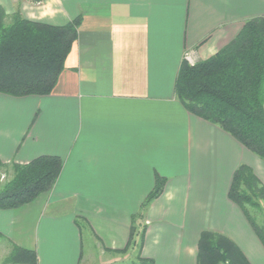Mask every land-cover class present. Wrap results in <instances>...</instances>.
<instances>
[{
	"label": "crops",
	"instance_id": "obj_1",
	"mask_svg": "<svg viewBox=\"0 0 264 264\" xmlns=\"http://www.w3.org/2000/svg\"><path fill=\"white\" fill-rule=\"evenodd\" d=\"M0 7L55 25L80 17L50 93L0 92V161H62L50 190L0 209V249H32L37 264H81L94 249L109 255L107 264L137 256L196 264L199 236L210 230L231 238L251 264L264 263L262 243L227 195L242 163L264 184V161L187 111L174 91L184 53L211 56L247 19L264 17V0H0ZM156 175L166 179L161 193L132 220ZM132 225L143 226L141 245L117 251Z\"/></svg>",
	"mask_w": 264,
	"mask_h": 264
},
{
	"label": "trees",
	"instance_id": "obj_2",
	"mask_svg": "<svg viewBox=\"0 0 264 264\" xmlns=\"http://www.w3.org/2000/svg\"><path fill=\"white\" fill-rule=\"evenodd\" d=\"M80 17L62 25L27 19L0 7V92L12 96L51 92L77 36ZM178 101L190 113L217 124L264 161V17L247 19L238 33L211 56L189 63L182 60L174 85ZM62 167L58 156L40 155L27 163L0 161V209H11L52 188ZM166 179L156 175L132 220L144 217L149 203L162 191ZM228 198L244 214L264 247V184L242 163L234 170ZM258 221H257V219ZM264 220V218H263ZM264 224V223H263ZM0 236L2 233L0 232ZM143 226L132 225L125 251L140 246ZM1 264H37L36 252L16 244ZM132 264H154L137 256ZM196 264H251L228 236L202 231Z\"/></svg>",
	"mask_w": 264,
	"mask_h": 264
},
{
	"label": "rangeland",
	"instance_id": "obj_3",
	"mask_svg": "<svg viewBox=\"0 0 264 264\" xmlns=\"http://www.w3.org/2000/svg\"><path fill=\"white\" fill-rule=\"evenodd\" d=\"M195 61H197V60H195ZM6 178H8V174L2 173L0 176V180H5ZM258 215H259L258 219L261 221L260 223L264 226V224H263L264 223V220H263L264 214L263 215L258 214ZM258 219H257V221H258ZM3 243H4V241L2 239H0V246ZM83 245H84V249L87 250V247H89L88 236H84ZM1 251H3V252H1ZM1 253H3V255H2V257H0V264L3 260V258H5V256L8 254V253H6V250H3V248L0 249V255H1ZM108 256L109 255L107 253H103V252H101L100 254L99 253L97 254V251L94 249V250L89 251V254L86 253V254H84V256H82V263L81 264H107L108 263L107 258H109ZM256 259L258 260V258H256ZM257 262H255V263L256 264H264L259 260ZM115 264H130V262L125 261V262H120V263H115Z\"/></svg>",
	"mask_w": 264,
	"mask_h": 264
},
{
	"label": "built area",
	"instance_id": "obj_4",
	"mask_svg": "<svg viewBox=\"0 0 264 264\" xmlns=\"http://www.w3.org/2000/svg\"><path fill=\"white\" fill-rule=\"evenodd\" d=\"M184 59L191 64L195 62V58L192 51H186L184 53Z\"/></svg>",
	"mask_w": 264,
	"mask_h": 264
}]
</instances>
